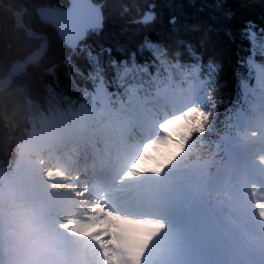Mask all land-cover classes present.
Listing matches in <instances>:
<instances>
[{"label": "snow or ice", "instance_id": "snow-or-ice-1", "mask_svg": "<svg viewBox=\"0 0 264 264\" xmlns=\"http://www.w3.org/2000/svg\"><path fill=\"white\" fill-rule=\"evenodd\" d=\"M132 3L139 13L134 18L125 15L127 0H57L53 6V30L84 109L98 114L105 128L115 125L145 143L166 135L161 124L194 109L206 119L185 151L197 137L214 144L217 125L225 136L232 129L249 132L251 140L231 159L264 222V11L250 16L245 0ZM166 183L192 207L196 178L178 174ZM190 215L196 258L187 264H264V244L250 246L243 226L230 236L217 234L204 226L202 208Z\"/></svg>", "mask_w": 264, "mask_h": 264}, {"label": "trees", "instance_id": "trees-1", "mask_svg": "<svg viewBox=\"0 0 264 264\" xmlns=\"http://www.w3.org/2000/svg\"><path fill=\"white\" fill-rule=\"evenodd\" d=\"M57 0H0V74L3 73L5 62L24 59L32 52L34 46L23 30L17 33L13 28L14 18L10 11L23 14V22L34 32L43 34L47 38L46 51L37 63L24 68L21 74L12 79L7 89V94H0V157L7 158L12 155L14 140L20 133L19 124L26 122L24 112L30 105L40 103L48 96L58 99L59 102H74L81 96L76 86V81L68 75V67L63 59V51L53 28L42 23L37 18L34 10L42 4H56ZM129 18L139 15L136 5L132 0H127ZM245 7L250 16L259 18L264 11V0H245ZM24 11V12H22ZM25 15V16H24ZM25 17V18H24ZM24 33V34H22ZM233 51H235L233 49ZM50 65L54 66L53 73L45 71ZM78 79V78H77ZM229 93L226 92L225 99ZM206 118H203L205 120ZM202 121L198 129L201 132ZM14 139V140H13ZM194 146L187 150H179L177 154H188L204 143L197 137L193 140ZM0 158V159H1ZM169 160V159H168Z\"/></svg>", "mask_w": 264, "mask_h": 264}, {"label": "bare ground", "instance_id": "bare-ground-1", "mask_svg": "<svg viewBox=\"0 0 264 264\" xmlns=\"http://www.w3.org/2000/svg\"><path fill=\"white\" fill-rule=\"evenodd\" d=\"M45 166V170H47L48 172L52 171L49 170L48 167L43 164ZM53 172H56L55 170H53ZM47 173V172H46ZM49 174V173H47ZM55 177H58V173H55ZM64 182H55V184L53 186H55L57 189H60V192L63 193H68L69 191H71V188L68 187L67 185L64 186L63 185ZM14 201V200H13ZM58 201V199H55L54 197L51 199H47L45 200L46 203L49 204H56ZM11 202V201H10ZM9 203V202H8ZM0 204L4 205V203ZM41 213H44L42 211H40ZM62 224L65 225L66 220H61ZM50 224L52 223L51 220H49ZM129 227L128 229H131L132 231L135 232V236L140 237L141 235H146L145 232L147 234H150L149 236L155 238V239H160L163 237V230L167 229L162 223H155V224H148L146 222H133V221H129ZM67 225V224H66ZM69 231L68 234L66 235V238H68V241H72L75 240L76 238H78L80 235H83L84 233H86L89 230V226L86 223L80 222V221H74L71 228L68 227ZM145 244H143L141 247H144Z\"/></svg>", "mask_w": 264, "mask_h": 264}, {"label": "rangeland", "instance_id": "rangeland-1", "mask_svg": "<svg viewBox=\"0 0 264 264\" xmlns=\"http://www.w3.org/2000/svg\"><path fill=\"white\" fill-rule=\"evenodd\" d=\"M22 12H24V11H22ZM23 15V14H22ZM25 16V15H24ZM25 18V17H24ZM5 62V65H8V63L6 62V61H4ZM247 138H249V136H247ZM159 153L160 151L159 150H156L152 155H151V158L150 159H148L147 161H148V163L147 164H145V167L144 168H146V166H148V169L149 168H153V169H156V162L157 161H159V157H160V154H157V156H155L156 154L155 153ZM155 156V157H154ZM35 172H37V173H39L40 174V172H41V170H37V171H35ZM246 197L245 196H239L238 198H237V204H235V206H234V209L235 210H237V211H240L241 209H243V207L245 206V202H244V199H245ZM170 235H173V233H167V235H166V237H168V239H172L173 237L172 236H170Z\"/></svg>", "mask_w": 264, "mask_h": 264}, {"label": "water", "instance_id": "water-1", "mask_svg": "<svg viewBox=\"0 0 264 264\" xmlns=\"http://www.w3.org/2000/svg\"><path fill=\"white\" fill-rule=\"evenodd\" d=\"M37 12L41 19L50 22L53 26L55 24V12L53 6H41L37 8Z\"/></svg>", "mask_w": 264, "mask_h": 264}]
</instances>
